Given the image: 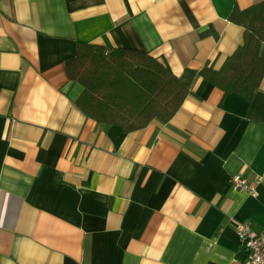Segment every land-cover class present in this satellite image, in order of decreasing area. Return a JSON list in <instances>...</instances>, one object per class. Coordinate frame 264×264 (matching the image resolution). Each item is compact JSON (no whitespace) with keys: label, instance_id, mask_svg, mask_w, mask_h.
Wrapping results in <instances>:
<instances>
[{"label":"crops","instance_id":"0c3cea01","mask_svg":"<svg viewBox=\"0 0 264 264\" xmlns=\"http://www.w3.org/2000/svg\"><path fill=\"white\" fill-rule=\"evenodd\" d=\"M255 1L0 0V264L237 263L238 221L264 227V78L248 99L198 76L168 122L124 132L64 64L80 41L220 68Z\"/></svg>","mask_w":264,"mask_h":264},{"label":"trees","instance_id":"16d2710c","mask_svg":"<svg viewBox=\"0 0 264 264\" xmlns=\"http://www.w3.org/2000/svg\"><path fill=\"white\" fill-rule=\"evenodd\" d=\"M228 17L244 27V43L220 68L207 62L201 68L187 67L180 75L141 50L78 41L76 52L64 64L69 79L83 87L76 104L99 123L117 124L130 132L153 118L168 122L193 92L198 76L225 93L251 99L264 78V0L243 9L234 6ZM244 261L245 255L239 254L236 264Z\"/></svg>","mask_w":264,"mask_h":264},{"label":"built area","instance_id":"2783aa9c","mask_svg":"<svg viewBox=\"0 0 264 264\" xmlns=\"http://www.w3.org/2000/svg\"><path fill=\"white\" fill-rule=\"evenodd\" d=\"M260 176L250 180L241 173L233 174L230 178L233 189L245 190L250 194L257 193ZM238 233L241 241L242 255H245L244 264H264V227L257 229L249 220L238 221ZM237 261V259H235Z\"/></svg>","mask_w":264,"mask_h":264}]
</instances>
